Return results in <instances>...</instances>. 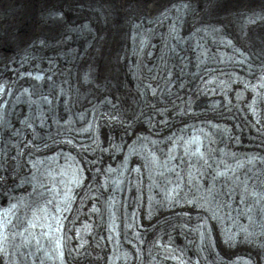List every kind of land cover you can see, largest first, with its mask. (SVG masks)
I'll return each mask as SVG.
<instances>
[{
	"label": "bare ground",
	"instance_id": "6f19581e",
	"mask_svg": "<svg viewBox=\"0 0 264 264\" xmlns=\"http://www.w3.org/2000/svg\"><path fill=\"white\" fill-rule=\"evenodd\" d=\"M159 1L161 0L46 1L40 3L36 11L37 23H40L37 27L41 30L38 31V35L34 34V31L33 33L27 31L28 36L25 30L29 27L21 28L19 20L13 23L14 19L10 17L12 15L10 11L0 14V51L8 50V55L0 52V76L13 71L18 59L28 53L30 57L27 58V62L53 67L57 72L53 76L55 81L53 83L42 81L37 85L28 78L20 81H26L31 85L35 96H38L39 92L50 90L56 94L61 88L67 89L63 95L65 100L67 99L65 110L54 107L53 102L39 106L36 102L31 103L26 99H15L13 104L15 109L6 112L0 125V203L4 202L3 199H7L11 193L17 194L23 190L26 192L27 188H32L31 179L27 178L29 176L26 177L29 167L26 161H23L26 159L25 152L13 139L23 136V131L30 129V132L35 133L39 138L52 141L54 134L71 130V127L67 128L55 123L63 113L67 116L71 115L73 121H83L88 109L92 107L102 110L97 116V143L95 147L81 146L83 140L89 141V138L84 136V139L75 144L79 147L78 156L85 161V173L82 175V183L85 185L81 190L86 186L88 190L91 189L102 176L101 168L112 157L117 160L122 156H132L126 143L140 130L163 139L172 132H180L178 126L199 121L200 118L210 120L227 118L228 124L233 128L232 131H226V136H221L223 141L229 140L230 144L237 143L244 150L249 148L264 150V128H260L257 123L252 124L249 119L247 122L245 117H237L238 110L240 113L243 106L242 102L238 103L237 107L236 103L232 106L216 101V99L223 100L219 95L221 86L215 80H207L208 76H214L215 72L197 70L198 49L189 42L183 45L180 54L153 55V60L147 59L142 63L135 42L131 39L132 21L147 15V11L155 12L166 6L161 7ZM190 1L192 7L187 10L186 28H190L202 18L206 19V22L214 20V24L224 25L225 32L230 33L234 30L227 26L226 21L229 22L228 24L233 22L232 24L239 28L241 33L234 38V45L243 58L240 62L243 72L250 82L255 81L261 73V59L264 58V8H257L256 12L248 14L246 12L251 10L253 4L246 8L245 5L250 2L243 0ZM215 4L227 9L223 19H213L211 12ZM200 8L204 9L202 13L199 11ZM231 15L234 16L235 21ZM252 19L257 23L253 24ZM181 20L182 18L179 19V25ZM213 33L209 37L213 38ZM20 35L24 37L22 41L16 39ZM241 35H244L245 41L241 39ZM226 37V34H222L216 39L209 47L207 57L220 58L221 41ZM14 40L16 45L14 43L8 46V43ZM246 43L250 45L252 43V47ZM5 45L7 47H4ZM48 58H53L51 63L47 62ZM181 58L187 59L182 62ZM204 58L203 53L201 60ZM219 61L224 67L229 66L226 60L219 59ZM206 64L211 65L209 61ZM124 71L128 72L129 80L124 77ZM197 74L203 77L198 78ZM221 75L231 76L228 72ZM231 77L235 80L234 76ZM195 79H199L200 84L195 82L197 87L192 89ZM155 80L160 82V85L156 84ZM147 82L152 83L150 87L144 84ZM225 85L228 86L226 89L229 92H233L242 101L244 95L242 91L234 92L232 83ZM244 87L256 92L252 94L250 102L256 106L258 102L257 119L259 122H264V89L250 84ZM148 92L154 93V96ZM159 93L162 94L158 95ZM22 116H25V122L21 121ZM73 121L71 126L76 127ZM26 122H33L34 127L27 126ZM89 158L90 166H88ZM137 160L139 157L134 156L131 162ZM262 183L264 184V179ZM137 189L138 187H135L131 190L128 200H132ZM95 195L97 193L93 192L94 197ZM146 195L149 196L150 202L144 196L137 207L140 215L144 214L142 223L146 226L151 224L150 230H147L146 234L143 232L141 234L145 243L153 245L157 234L164 238L170 233L177 244L188 243V248H192L196 235L192 230L187 229L185 224L193 223L192 218L199 209L189 203L174 204L167 208L160 206L163 204L154 206V193L148 192ZM93 196L90 194L80 197L74 209L68 212L75 227L82 220H86V225H91L89 231L84 234V239L78 235L82 243L84 242L79 250L80 253L70 254L72 262L76 264L107 262L108 245L100 238H103L104 228L113 221V217L110 209L108 211L103 209L102 200L98 199V196L96 198ZM216 201L219 215L212 217L215 245L224 257L217 264H230V256L242 250L251 252L257 259L261 257L264 259V226H250L244 230L238 224L237 230L228 236L229 232L226 228L228 219L234 214L229 193L224 192L223 195L217 196ZM130 207L124 209L121 205V209L124 211L129 209L128 212ZM181 211L189 212L191 216L183 215ZM145 212L149 213L145 214ZM4 242L7 243L6 240ZM122 243L124 249L120 248L118 252L120 256L117 264H134L137 260L136 248L125 245L123 239ZM210 256L214 257L215 254ZM41 257L44 258L42 255ZM2 259L0 264H4ZM112 262L113 257L110 258V263ZM40 264H50V262Z\"/></svg>",
	"mask_w": 264,
	"mask_h": 264
},
{
	"label": "water",
	"instance_id": "95a60500",
	"mask_svg": "<svg viewBox=\"0 0 264 264\" xmlns=\"http://www.w3.org/2000/svg\"><path fill=\"white\" fill-rule=\"evenodd\" d=\"M46 1L49 2L53 0H0V14L10 11L9 13L12 14L10 17L14 19L13 23H16V21L19 20V22H21V26H20L21 28L22 27L28 28L31 26V24L37 23L36 11L38 5L40 3L43 4ZM166 14H167L166 12L162 13V15H166ZM251 22L253 24L257 23L254 19H252ZM28 29L25 30L26 33ZM1 46H3V44ZM8 46H10L9 43Z\"/></svg>",
	"mask_w": 264,
	"mask_h": 264
},
{
	"label": "rangeland",
	"instance_id": "374dc122",
	"mask_svg": "<svg viewBox=\"0 0 264 264\" xmlns=\"http://www.w3.org/2000/svg\"><path fill=\"white\" fill-rule=\"evenodd\" d=\"M53 1H56V2H59L60 0H53ZM170 1V2H169ZM175 1H177V0H162L161 2H159V4H161V7H163L162 5H168V4H170L171 2H175ZM187 1H189V0H187ZM199 1V0H198ZM244 2H250V3H248V4H246L245 6H247L246 8H248V7H250V4H253V7H251L250 9V11L248 12H246V13H250V12H256L257 11V8H261V7H263L264 8V0H243ZM166 2H169L168 4H165ZM240 2H242V1H240ZM164 3V4H163ZM153 4V3H152ZM200 5H201V3H199ZM158 5V4H157ZM216 5V4H215ZM235 5V4H234ZM150 6V5H149ZM256 6V7H255ZM160 6H158V8H159ZM165 7V6H164ZM202 7V6H201ZM141 9H143V8H141ZM201 10H199V11H201V13H202V11L204 10L203 8H200ZM245 9V8H244ZM212 14H213V19H215V20H220V19H223L224 18V14H226V13H224L225 12V10H227V9H224L223 7H218V5H216L214 8L212 7ZM148 12V14L147 15H150V14H153V13H156L157 11H155V12H152V11H147ZM219 12V13H218ZM214 13H215V15H214ZM243 13H245V12H243ZM224 15V16H223ZM210 16H212V15H210ZM231 18L232 19H234V21L236 20L235 18H234V16L233 15H231ZM212 19V18H211ZM212 19V20H213ZM201 20H206V19H204V18H202ZM214 21V20H213ZM227 22V26L229 27H231V28H233L232 30H233V33L237 36V34L238 35H240L239 33H241L240 31H239V28L238 27H236L235 25H233L232 23L233 22H230V24H228L229 22L228 21H226ZM238 22V21H237ZM225 24V23H224ZM38 25H40V23H33V24H31V26L29 27V29H28V31H31L32 33H33V31H34V34H37L38 35V31L39 30H41V28H38L37 26ZM226 25V24H225ZM234 26V27H233ZM237 28V29H236ZM37 29V30H36ZM44 30V28L42 29V31ZM47 30V29H46ZM42 31H40V32H42ZM45 33V32H44ZM28 34L29 33H27V35L26 36H28ZM36 35V36H37ZM19 37V36H18ZM241 37V39L243 40V41H245L244 39V35L242 36H240ZM23 36L22 35H20V37L19 38H16L18 41H22L23 40ZM240 39V38H239ZM241 40V41H242ZM15 43V44H14ZM24 43H26V42H24ZM16 45V41L14 40L13 42H12V45ZM38 44V43H37ZM247 44V43H246ZM10 45H11V43H10ZM247 45H249L250 47H252V43H251V45L248 43ZM4 47H7V45H5ZM20 47H21V45H20ZM11 48V47H10ZM19 48V47H18ZM16 49V48H15ZM8 51V50H7ZM7 51H0L1 53H4V54H7L8 55V53H7ZM89 64H90V62H89ZM124 77H126V79H130L129 78V76H128V72L126 71H124ZM192 80V79H191ZM50 91V90H49ZM228 236H231V235H229V233L227 234ZM260 259V261H261V263L263 264V262H264V259L263 258H259Z\"/></svg>",
	"mask_w": 264,
	"mask_h": 264
}]
</instances>
